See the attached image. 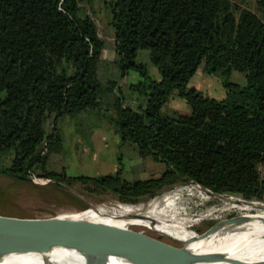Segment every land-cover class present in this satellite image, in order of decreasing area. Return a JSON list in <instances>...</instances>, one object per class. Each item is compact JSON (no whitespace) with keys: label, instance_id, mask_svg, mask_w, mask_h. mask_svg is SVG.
Returning <instances> with one entry per match:
<instances>
[{"label":"trees","instance_id":"obj_1","mask_svg":"<svg viewBox=\"0 0 264 264\" xmlns=\"http://www.w3.org/2000/svg\"><path fill=\"white\" fill-rule=\"evenodd\" d=\"M92 4L0 0V172L76 185L89 196L112 193L129 204L191 182L227 202L264 203V16L231 0H104L119 68L105 88L99 72L106 42L89 14ZM258 5L264 9V0ZM141 49L150 51L160 79L132 85L145 97L137 108L119 97L113 127L122 144L161 163L163 173L131 182L121 171L94 177L50 170L58 119L98 109L102 93L130 72L147 77L137 61ZM200 68L220 77L224 100L189 86ZM234 71L242 83L231 81ZM174 96L186 100L190 114L165 115ZM256 207L251 215L264 218V206ZM226 235L247 244L264 236V223Z\"/></svg>","mask_w":264,"mask_h":264},{"label":"rangeland","instance_id":"obj_2","mask_svg":"<svg viewBox=\"0 0 264 264\" xmlns=\"http://www.w3.org/2000/svg\"><path fill=\"white\" fill-rule=\"evenodd\" d=\"M231 1L264 16V9L258 5L259 0ZM91 8L89 14L95 20L100 37L106 42L99 72L101 83L106 88L108 80L116 79L119 74L118 66L113 63L116 58L115 41L108 25L104 0H93ZM137 61L145 66L147 77H142L138 72H130L126 78L119 80L114 90H105L102 93V102L98 109L65 115L58 119L56 131L60 141L49 153L50 170L57 174L64 172L68 176L94 177L107 173L114 175L121 171V177L131 182L159 177L163 173L164 166L161 163L141 158L132 144H122L113 127L117 113L113 105L119 97L125 98V105L137 108L144 103L145 97L142 91L134 89L132 85L160 79V73L151 61L149 50H139ZM243 80L242 73H232L231 81L242 83ZM189 86L216 100H224L228 94L220 77L208 74L202 68L192 77ZM164 113L169 116L175 113L190 114L191 107L184 98L174 96L164 108ZM53 127L50 124L48 130L51 131ZM0 169H3L1 165ZM260 174L263 180L264 164ZM32 178L33 181H21L0 172L1 216L38 228L53 229L60 225L59 233L63 234L76 232L77 221L81 222L80 225L91 226L95 230L93 235L96 236L103 234L107 228H114L120 231L114 235L123 238V241L116 237L113 240L135 252L188 256L197 255L199 251L234 252V255L242 256L264 251V236L253 239L255 242L239 244L217 229V225L228 219V216L234 213H257L259 210L256 206L260 205H241L235 198H229L227 202L210 194H199L192 183L178 185L152 199L129 204L119 201L112 193L89 196L80 194L76 185L70 187L74 190L73 193L62 187L59 181L35 176ZM243 206L253 209H241ZM122 217L144 219L152 222L154 229L150 225L119 220ZM63 229L68 230L63 232ZM101 238L104 239L105 236ZM131 238L135 241L124 240ZM106 239L114 242L111 238Z\"/></svg>","mask_w":264,"mask_h":264},{"label":"water","instance_id":"obj_3","mask_svg":"<svg viewBox=\"0 0 264 264\" xmlns=\"http://www.w3.org/2000/svg\"><path fill=\"white\" fill-rule=\"evenodd\" d=\"M21 178L28 179L30 181L34 180V178L32 177ZM191 183L196 186L195 182ZM64 186L71 192L75 193L74 190H72L69 186ZM203 191L211 194L209 190L203 189ZM238 202L250 205L253 204L264 206V203L260 204L258 202H249L242 200ZM92 208L96 209V207L93 205ZM255 221H261L262 223H264V218L254 215H241L231 219L222 220L217 225V229L223 233L236 232L241 228V226L252 224ZM80 223L81 222L79 221L76 222V232H68L66 234H63L59 233V231L61 230L60 225L53 229L38 228L23 225L16 221L6 219L0 215V264H7L8 261L12 258L31 254L37 255V257L41 258L44 264H55L51 260V256L55 252L59 253L63 250H73L66 242L70 237L94 242L100 246L121 250L125 253L124 259L131 264H152L155 262H157L158 264H211L220 261H226L228 260V258L234 255V252H206L198 253L197 255L193 256L178 255L173 253L135 252L132 250H128V246L116 243L117 241L113 240V238L116 237L119 238L121 242L123 241V238L114 235L116 232L120 233L119 230H114V228H107L108 230H105L103 234H101L100 236H96L93 235V232L95 230L92 229L91 226H86L85 224L80 225ZM66 230L68 229H63V232ZM103 235L105 236L104 239L101 238ZM106 238H111L114 242H109ZM124 240H126L127 242L135 241L133 238H131L130 240ZM142 243H145V241H142ZM80 254L83 256L84 262L86 264H102L107 263L108 261V258L84 255L83 252ZM259 264H264V262Z\"/></svg>","mask_w":264,"mask_h":264},{"label":"bare ground","instance_id":"obj_4","mask_svg":"<svg viewBox=\"0 0 264 264\" xmlns=\"http://www.w3.org/2000/svg\"><path fill=\"white\" fill-rule=\"evenodd\" d=\"M194 187L199 192V194H207V192L198 189L195 185ZM202 197L205 198L204 196ZM122 219H128V218L122 217ZM135 220H137L138 222H148V224L154 229V227L152 226V222L146 220L142 221L143 219H135ZM158 232L165 234L163 231H158ZM66 242L73 250H63L60 251L59 253L55 252L51 256V260L55 264H86L84 262L83 256L80 254L82 252L84 255L108 258L107 263H102V264H131L124 259L125 253L121 250L100 246L94 242L81 240L74 237L68 238ZM199 253H205V252L199 251ZM263 262H264V251L253 255L239 256L238 254H235L232 257L228 258V260L226 261H220L211 264H259ZM7 264H44V263L42 262L41 258L37 257V255L31 254V255H22L16 258H12L8 261ZM152 264H158V263L155 262ZM160 264H165V263H160Z\"/></svg>","mask_w":264,"mask_h":264},{"label":"flooded vegetation","instance_id":"obj_5","mask_svg":"<svg viewBox=\"0 0 264 264\" xmlns=\"http://www.w3.org/2000/svg\"><path fill=\"white\" fill-rule=\"evenodd\" d=\"M25 180H28V179H25ZM60 185L65 188V186H64L65 184L64 183L60 182ZM119 220H121V221H134L137 224H142L143 226H148L149 225L148 222H138L137 220H135L133 218H128V219L119 218ZM142 221H145V220L143 219Z\"/></svg>","mask_w":264,"mask_h":264},{"label":"built area","instance_id":"obj_6","mask_svg":"<svg viewBox=\"0 0 264 264\" xmlns=\"http://www.w3.org/2000/svg\"><path fill=\"white\" fill-rule=\"evenodd\" d=\"M261 167H262V165L259 167V172H261ZM261 179H262V178H261ZM263 180H264V178H263ZM263 180H262V181H263Z\"/></svg>","mask_w":264,"mask_h":264},{"label":"crops","instance_id":"obj_7","mask_svg":"<svg viewBox=\"0 0 264 264\" xmlns=\"http://www.w3.org/2000/svg\"><path fill=\"white\" fill-rule=\"evenodd\" d=\"M119 137V135L117 134V138ZM107 174H109V173H107Z\"/></svg>","mask_w":264,"mask_h":264}]
</instances>
